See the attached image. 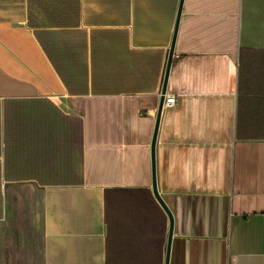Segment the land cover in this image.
I'll return each instance as SVG.
<instances>
[{"label": "crops", "instance_id": "obj_1", "mask_svg": "<svg viewBox=\"0 0 264 264\" xmlns=\"http://www.w3.org/2000/svg\"><path fill=\"white\" fill-rule=\"evenodd\" d=\"M0 240L264 264V0H0Z\"/></svg>", "mask_w": 264, "mask_h": 264}, {"label": "rangeland", "instance_id": "obj_2", "mask_svg": "<svg viewBox=\"0 0 264 264\" xmlns=\"http://www.w3.org/2000/svg\"><path fill=\"white\" fill-rule=\"evenodd\" d=\"M0 264H41L39 240H0Z\"/></svg>", "mask_w": 264, "mask_h": 264}, {"label": "water", "instance_id": "obj_3", "mask_svg": "<svg viewBox=\"0 0 264 264\" xmlns=\"http://www.w3.org/2000/svg\"><path fill=\"white\" fill-rule=\"evenodd\" d=\"M182 1L183 0H181V5H182ZM180 13H181V8H180V11H179V16H178V19H177V24H176L175 32H174V36H173L172 46H171L169 57H168L166 73H165L163 89H162V98H161V103H160V107H159V111H158V117H157L155 132H154L153 141H152L153 192H154V195H155L157 201L160 203V205L163 207V209L165 210V212L167 213V215L169 217V220H170V223H171L170 238H171L172 229H173V218L171 216L170 211L168 210L166 205L163 203V201L160 198V196L158 194V191H157L156 172H155L156 171V169H155V145H156V140H157V134H158V129H159V122H160L161 112H162V109H163L165 94H166V91H167V83H168L169 73H170V69H171V66H172V62H173L174 47H175V41H176V36H177V29H178V24H179ZM170 243H171V240H169V243H168V251H167V257H166V263L165 264L169 263Z\"/></svg>", "mask_w": 264, "mask_h": 264}, {"label": "built area", "instance_id": "obj_4", "mask_svg": "<svg viewBox=\"0 0 264 264\" xmlns=\"http://www.w3.org/2000/svg\"><path fill=\"white\" fill-rule=\"evenodd\" d=\"M177 104V99L175 96H170L164 101V105L167 107H173Z\"/></svg>", "mask_w": 264, "mask_h": 264}]
</instances>
